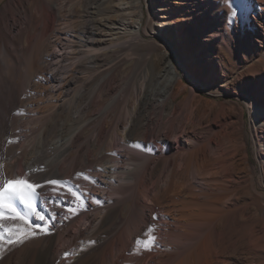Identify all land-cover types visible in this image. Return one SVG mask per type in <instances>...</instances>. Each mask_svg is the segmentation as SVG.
<instances>
[{
  "label": "bare ground",
  "instance_id": "1",
  "mask_svg": "<svg viewBox=\"0 0 264 264\" xmlns=\"http://www.w3.org/2000/svg\"><path fill=\"white\" fill-rule=\"evenodd\" d=\"M131 1L93 0L91 7L92 0L5 3L0 185L18 178L61 182L65 193L56 189L50 196L55 208L38 195L35 203L51 224L70 200L75 214L58 222L76 228L62 248L69 264H264V0L255 1L260 15L251 19V33L239 37L236 52L232 38L219 42L220 31L205 17L219 0H135L142 8L133 28L138 40L122 42ZM22 8L26 25L11 35L8 18ZM155 10L167 17L159 20ZM256 23L263 33H256ZM150 34L172 47L155 43L115 91L119 70L136 61L138 45ZM25 54L30 78L24 76ZM50 59L54 67L47 71ZM97 93L104 104L89 113ZM28 111L40 113L41 122L20 123L17 112ZM28 129L37 130L36 141L17 156V133ZM48 147L55 154L43 162ZM96 187L113 196L111 203L95 192L99 205L88 208ZM12 203L26 221L11 219L4 209L0 225L27 230L28 238L9 245L10 233L0 228V264H62L57 249L68 229L35 228L45 222L19 200ZM86 212L89 222L81 227Z\"/></svg>",
  "mask_w": 264,
  "mask_h": 264
},
{
  "label": "rangeland",
  "instance_id": "2",
  "mask_svg": "<svg viewBox=\"0 0 264 264\" xmlns=\"http://www.w3.org/2000/svg\"><path fill=\"white\" fill-rule=\"evenodd\" d=\"M7 1L8 0H0V12L2 11V8H3V6L5 5V3ZM125 1H127V0H125ZM128 1H131V0H128ZM162 1L163 0H152L151 2H152V5L153 4L154 5H161L162 4ZM200 1L203 4V0H200ZM216 1L217 0H214L213 2H216ZM224 1L225 0H219V2H218V4H219L218 5V8L215 10L216 13L215 12L213 13V11L212 12L210 11V12H208L207 16L205 15V17H207V21H209V20L211 21L212 27H214L217 31H220L221 34L219 35V42L220 41L221 42H225V39L226 38H230V37L232 38V41H233L232 46L234 47V50L236 52V49H237L238 44H239V39H240L239 37H241L242 33L245 34V35H247V33L248 34L251 33V31L249 30V26H250L249 23H250L251 19L254 20V22H255L256 16L260 15V9L256 5V2H255L256 0H249V1L248 0H233V4L232 5H229L230 7H228L227 5H224ZM247 2L248 3L251 2V4H250L251 6L248 5ZM131 3H133V5ZM131 3L129 2L126 5V6H128V9L126 10L127 13H126V11L124 13V21L126 20L125 22H127L129 25H128V28H126L127 32H126L125 38L122 39V42H126L127 40H129L130 43H133L134 44V43L137 42L138 39H137V36L134 33L133 28H134L135 24L137 23L136 21H138L140 19V14H141L140 12L142 11V8H140L137 5H135V0H132ZM252 3H254V4L252 5ZM93 5H94V2L92 0L91 4H89V6L91 7ZM146 5L147 4L145 3L144 4V7H143V10L145 12V14H144V23L147 22L148 19H149V17H148L149 16V13L147 12L148 10H147V6ZM232 11H236L237 12V16H236L235 20L229 18L230 17V13ZM155 12L157 14V18L158 19L159 18L160 19H163V18H166L167 17V13H166L167 11L165 12V15H163V16H160V14H162V10H155ZM26 17H27V12H26V9L25 8L19 9L16 12V16L15 17L9 16V18H8V22H9L8 25L10 26L11 35H13V34L15 35L17 32H19L21 29H23L25 27L24 25H26V21H24V20H26ZM133 22H135V23H133ZM131 32L133 34H131ZM256 33L257 34L263 33V28L260 27L258 25V23H256ZM133 35H134V38H133ZM145 39L141 42L142 44L140 43V45H138L139 46L138 47V52H137V54L134 53L136 56L133 54V56H135V58H136V61L133 62V63H130L129 65H123L122 68H121V71L119 70V72H118V76L119 77L117 76V80L115 82V85H116L115 86V91L121 85V83L125 80V78L132 73L133 70H135L139 66L141 67V65H143V62L141 60L142 59V56H144L145 59H146V57H148L149 55H151V52L157 46L156 45L157 43L158 44L168 45V46H171L172 47L171 41H168V40H165V39L155 38V37H153L152 34L146 36ZM256 42H258V46L259 47H262V46H260L262 42H259V41H256ZM129 52H132V51L129 50ZM139 53H140V55H139ZM111 57L112 56L109 55V58H111ZM105 58L108 59V55ZM145 59H144V61H145ZM23 62H24V76L25 77H29V75H30V72H29L30 71V64H31L30 56L27 55V54H25L24 55V58H23ZM53 63L54 62L51 59H50V62H47L46 63L48 65V68L46 67L47 68V71H49L50 68H53L54 67L53 66L54 65ZM66 63H67V61H66ZM44 64H45V62H44ZM144 66H142V67H144ZM259 76H260V74H257L256 77H259ZM252 77L254 78L255 76H252ZM99 79H100V76H97L96 78H94L95 83H93V85L96 86L97 85V82L99 81ZM98 87L99 86H97V89H98ZM96 96H97V97H95L96 104H94V106L92 108H90L89 113H91V112L92 113L98 112L99 109L104 104V101L105 100L104 101L102 100L103 97H100V94L99 93H97ZM29 97L30 96H28V98ZM30 99L31 98H29V100ZM220 99L224 100L225 97H221ZM84 100L85 99H81V100H79V102H75V104H73V108L77 104L76 107H75L77 109V107L80 105V103H82ZM133 108H134V104H133ZM34 115L35 114L32 111H28L27 113H24V114L21 113V112H17V114H16L17 118L20 119L19 122L20 123H23L24 122V125H25L26 122H28V120H29V122L31 121L33 123H38L39 124L41 122V119L40 118H37V116L39 117L40 116V113L38 114L36 112V115L35 116ZM249 117H250V113L246 109V111H245V119L246 120L247 119L249 120ZM125 123H127V121H125ZM122 128L123 129L125 128V125L124 124H122ZM28 130L26 132L17 133V136L18 135L19 136L17 137V140L14 143V145H15L14 146V149H15L14 151L20 152L19 154H17V156H21V152H23V148L28 147L29 145H31L32 143H34L36 141L37 130L35 129L36 132L34 131V129L33 130L28 129ZM119 140L122 141L123 139H119ZM118 148H119V145L116 146V149L117 150H119ZM51 149L52 148H50V147L47 148V151L45 152L47 154H45L46 156L43 157V162L46 161L44 159L48 158V155H49V158H50L53 154H55L54 153L55 151L53 149L52 150ZM250 154L252 155V150H250ZM9 157H8V159H10V161H13V159L11 160V158H9ZM16 159H17V157L14 158V161H16ZM14 167H13V169L15 170L16 169V166H14ZM51 180H53V179H51ZM54 180H56V179H54ZM42 185H43V187L38 188L36 190L39 198H41V201L44 204L46 203L48 205H52L53 208H55L56 205H57V202L51 203L50 196L54 193V191L56 189H60L59 192H57V194L59 196H62L65 192H63V190L61 191L60 185H49L47 183L42 184ZM98 189L99 188L96 187V189H93L92 190L93 192L91 191L92 195L89 196L88 199H87V201H86V204H87L88 208H90L93 205L94 206L99 205V203H96L94 201V199L92 198V197H94L93 196V193H95V192H96V195H100V197H102V198L104 197V199L107 198L106 199V203H111L110 198L113 197V196L112 195L104 196L103 193H102V191H101V189H99V190ZM67 196L68 197H72L71 194H69ZM69 201L70 200L67 199L65 201V205L61 206V209H62L61 214L58 216V218L56 219L55 223L47 224V227L48 228L54 229L56 227V229H57L59 227L58 222H59L60 217L67 216V215L70 216L72 214V213L69 212L70 211L69 210L70 208L68 206ZM10 213L11 212L9 211V214ZM87 213L88 212H86V214L84 213L82 215V216H84V218L81 216V218H80V220L78 222V224L81 227L82 226L83 227L86 226L85 223L88 224V222H89L88 219H87V215L88 214H92V213L90 211H89L88 214ZM13 215H14V213H11L10 214V216H13ZM32 215H33V213H32ZM33 216L36 217L35 215H33ZM12 223H14V221H12ZM93 224H95V222ZM60 227H61V229H59ZM60 227L58 228L59 230H64L65 229L64 231H66L68 229L65 232L68 235L65 236V238L63 239V242L61 243V245L58 246L57 256H59V260L62 261V264H69V262L67 260L66 261L64 260V257L65 256H64V253L62 251V248L64 246H66L70 242L71 236H72V232L73 231H76V228H73V223H70V224H68L67 226H64V227L63 226H60ZM24 233L27 234L28 231L25 230ZM42 242L43 241H40V242H38V244H42ZM77 247H75V249L72 250L71 256L73 254H75V255L78 254V252H79L80 249H79V247L78 248Z\"/></svg>",
  "mask_w": 264,
  "mask_h": 264
},
{
  "label": "snow or ice",
  "instance_id": "3",
  "mask_svg": "<svg viewBox=\"0 0 264 264\" xmlns=\"http://www.w3.org/2000/svg\"><path fill=\"white\" fill-rule=\"evenodd\" d=\"M237 16L236 11H232L230 13V18L235 20ZM77 175H83L82 173H78ZM85 179H90L89 177L85 176ZM45 183L49 185H59L61 182L58 180H48ZM43 187L42 184L39 183H32L29 182L26 179L18 178L16 180H4L3 184L0 185V220L4 219V209L9 210L11 213H14V215L11 217V219L16 220L17 218L20 221H26V217L22 215L14 206L12 203L14 200H19L21 204L24 205L26 209H28L29 212L33 213L40 221H44V225L36 224L35 228L46 230L48 220L46 219V216L42 214L35 203V200L37 198V189ZM55 190V189H54ZM75 195V193H73ZM73 211V210H70ZM73 214L75 212L73 211ZM52 219L55 218V214H52ZM0 228L3 229L4 232H9V238L7 240V243L9 245L14 243H22L23 239H27L28 236L26 233L20 232L19 229L16 231H10L7 228H3V225H0ZM19 232V235H18ZM39 233L33 232L32 235H37ZM23 236V239L20 238V236ZM16 236V239L14 240L12 237ZM154 240V237H153ZM94 243V242H91ZM137 243H140L138 240ZM64 256H69L68 252L64 253Z\"/></svg>",
  "mask_w": 264,
  "mask_h": 264
}]
</instances>
